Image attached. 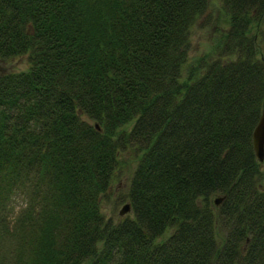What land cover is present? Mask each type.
Masks as SVG:
<instances>
[{"label": "trees", "instance_id": "16d2710c", "mask_svg": "<svg viewBox=\"0 0 264 264\" xmlns=\"http://www.w3.org/2000/svg\"><path fill=\"white\" fill-rule=\"evenodd\" d=\"M222 1L185 68L209 0H0V58L29 59L0 71V264H264V0Z\"/></svg>", "mask_w": 264, "mask_h": 264}, {"label": "rangeland", "instance_id": "374dc122", "mask_svg": "<svg viewBox=\"0 0 264 264\" xmlns=\"http://www.w3.org/2000/svg\"><path fill=\"white\" fill-rule=\"evenodd\" d=\"M227 20L228 17L223 9V1L209 0L208 8L199 17L193 27L188 60L185 64V68L189 64L196 62L200 57H212V51H214V46L219 40L221 29L228 26ZM28 65V54L5 59L0 58V71L2 72L24 70ZM140 154L141 153L133 147L120 151L118 166L101 200L100 207L106 219H111L115 222L124 215H131V210L124 214H120L119 210L124 203L129 201L128 189L130 179ZM262 167H264V164ZM218 197H222V195L220 193H215L209 197V201L212 205H216L214 199ZM19 202L20 200L15 203V208L18 207L20 204ZM170 231L171 230L167 231V233ZM217 232L219 236H222V232L219 229H217ZM167 233H165V235Z\"/></svg>", "mask_w": 264, "mask_h": 264}, {"label": "water", "instance_id": "95a60500", "mask_svg": "<svg viewBox=\"0 0 264 264\" xmlns=\"http://www.w3.org/2000/svg\"><path fill=\"white\" fill-rule=\"evenodd\" d=\"M253 147L255 154L259 160L264 159V111L261 113L259 121L257 122L253 131ZM221 197L215 198V203H218ZM130 209V203L126 202L120 208L119 213L123 214Z\"/></svg>", "mask_w": 264, "mask_h": 264}]
</instances>
